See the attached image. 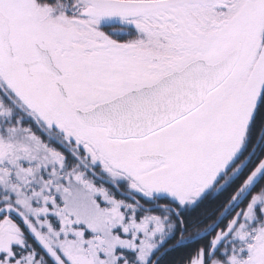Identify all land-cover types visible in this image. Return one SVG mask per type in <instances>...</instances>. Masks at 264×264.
<instances>
[{
  "label": "snow or ice",
  "instance_id": "snow-or-ice-1",
  "mask_svg": "<svg viewBox=\"0 0 264 264\" xmlns=\"http://www.w3.org/2000/svg\"><path fill=\"white\" fill-rule=\"evenodd\" d=\"M0 264H264V0H0Z\"/></svg>",
  "mask_w": 264,
  "mask_h": 264
},
{
  "label": "trees",
  "instance_id": "trees-1",
  "mask_svg": "<svg viewBox=\"0 0 264 264\" xmlns=\"http://www.w3.org/2000/svg\"><path fill=\"white\" fill-rule=\"evenodd\" d=\"M180 255H182V253H177V254H176V256H180Z\"/></svg>",
  "mask_w": 264,
  "mask_h": 264
}]
</instances>
